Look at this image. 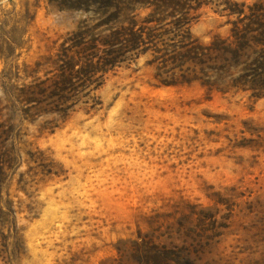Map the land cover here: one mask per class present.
Here are the masks:
<instances>
[{
    "label": "rangeland",
    "instance_id": "374dc122",
    "mask_svg": "<svg viewBox=\"0 0 264 264\" xmlns=\"http://www.w3.org/2000/svg\"><path fill=\"white\" fill-rule=\"evenodd\" d=\"M79 18L47 0H0V123L15 126L0 264H140L141 243L194 248V264H264V98L158 86L140 58L67 117L36 115L18 90L46 77ZM234 19L208 6L190 31L207 43ZM209 215L221 234L185 236Z\"/></svg>",
    "mask_w": 264,
    "mask_h": 264
},
{
    "label": "trees",
    "instance_id": "16d2710c",
    "mask_svg": "<svg viewBox=\"0 0 264 264\" xmlns=\"http://www.w3.org/2000/svg\"><path fill=\"white\" fill-rule=\"evenodd\" d=\"M47 2L58 11L75 13L80 18L75 29L62 38L55 53L47 58L50 69L46 77L18 90L17 97L32 105L36 115L67 117L78 102L101 87L108 74L140 58L153 70L158 86L198 83L208 92L249 93L253 100L264 98V7L259 3L246 6L231 0ZM208 6L235 19L230 22L227 37L215 36L203 43L192 36L190 29L199 11ZM13 118L7 120V130L0 123V184L3 158L9 153L5 142L15 127L9 122ZM207 211L202 210L205 214ZM10 212L8 207L6 211L0 207V217ZM196 221L195 227L185 231L186 237L209 232L207 238L212 239L221 234L218 228L226 227L216 224L210 215L198 216ZM136 245L140 264H194L193 254L198 252L185 246Z\"/></svg>",
    "mask_w": 264,
    "mask_h": 264
}]
</instances>
